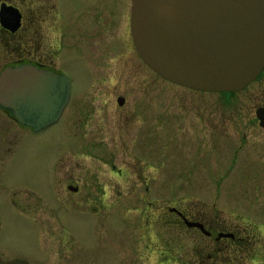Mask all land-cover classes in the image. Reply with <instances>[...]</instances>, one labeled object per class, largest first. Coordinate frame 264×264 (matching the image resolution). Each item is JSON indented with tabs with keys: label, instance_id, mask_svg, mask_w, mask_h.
Here are the masks:
<instances>
[{
	"label": "flooded vegetation",
	"instance_id": "af4514ba",
	"mask_svg": "<svg viewBox=\"0 0 264 264\" xmlns=\"http://www.w3.org/2000/svg\"><path fill=\"white\" fill-rule=\"evenodd\" d=\"M129 2L130 6H109L108 13L104 15H102L104 10L97 6L72 10H67L64 6H42V8L36 6L35 20L32 23L46 24L45 31L34 24L28 27L25 12L21 9L22 25L16 33L5 29L0 24V77L9 67L25 66L67 76L71 83V98L60 120L65 118L67 126L73 129V134L81 140L78 162H70L71 158L66 156L50 170L47 186L53 189L54 199L48 196L47 189H44V194L21 189L19 191L24 192L28 198L23 200L11 198V203L19 213L25 219L34 222L35 230L40 235L42 252L39 257H27L22 252L9 249L0 242V257L5 261L18 259L28 261L29 264H36L34 261L43 260L41 255L45 252L47 263L65 264V244L54 232L55 216L63 218L66 222L70 217L68 214L81 213L95 215L102 221L115 215L118 195H120V204H128L134 194L131 181V175L133 176L134 172L132 163L128 164L127 169L112 164L111 178L102 180L100 176L93 178L96 173H91L92 178L87 176V172L91 170L86 168V164L80 157L85 152L116 154L120 149L132 152L133 145L130 138L128 140L123 137L124 146L118 149V143L114 142V138H117L119 134L131 137L134 130L137 132L144 130L149 126H155L156 122L161 135L160 144H163L167 130L166 124L169 123V126L176 131L175 134L186 137L185 139L190 143L193 164L190 163L184 169L195 171L196 174L199 171H205L206 178L211 176L208 172L213 170L215 153L216 155L221 153L222 157L226 154L224 151L230 122L228 98L224 97V101L219 105L220 111H214L212 100L203 101V103L193 102L190 106L179 104L172 121L169 120L170 115L165 101L160 100L156 110L159 114L157 121L154 122V117L150 114V109L154 107L152 104H146L140 100L133 104V100L129 101L126 94L120 93L121 89L144 91L148 89L146 85L133 84L128 77L126 82L119 84L102 82L101 79L105 77L100 78L101 66L89 65L86 58V24L93 26L96 22L104 26V31L110 36L115 32L116 34L107 44H104L105 46L88 50L94 58L108 57L107 55L114 53V50H120L122 54L130 55L128 63H135L137 68H145L146 63L143 62L133 38L132 0ZM41 10L46 12V18L45 15L44 17L41 15L42 19H40L38 11ZM98 31L101 32L99 27ZM95 34L97 38H101L99 33H93V36ZM9 36L15 39L12 47L14 52L10 53L15 55V60L7 66L6 51L9 45L5 39ZM117 37L119 45L115 41ZM70 57L76 59L79 65L83 64L80 60L84 61V66L88 69V79L86 83H82V89L77 88L79 84L65 65ZM147 67L150 68L148 65ZM137 71L140 75L143 73ZM96 76L100 82L92 81ZM251 84L264 88V69ZM178 86L191 91L194 98L203 96L204 93L205 95L212 93ZM262 106L264 104L259 107ZM108 108L111 109L112 114H109ZM9 120H13L19 129V133L15 136H19L22 133L21 130L34 131L33 128L20 123L13 112L0 103V185L4 173V162L7 155L12 153L5 147L6 124ZM256 122L260 125L258 117ZM109 136L112 141L107 142L106 139ZM242 149L235 152L232 162L222 163V165L227 167L236 165ZM163 160L161 158L160 164ZM159 173L162 176L163 172ZM148 179L149 177L145 178V183H148ZM224 180H219L218 186ZM146 186L144 200L148 204L144 213L146 218L148 215L150 216L148 218H151V222H148L151 224V227H148L151 232L147 230V227L140 228L141 235L146 239L139 237L137 241L142 249H147L150 245L146 244L148 236L150 233L155 234L158 241L156 245L158 264H264V226L250 221L246 213L232 210L230 201L223 194L216 193L198 200H187L184 196L161 199V195H157L158 197L149 200V196L154 195V189L148 184ZM181 203L190 204L182 206ZM164 230L169 235L167 240L164 239ZM1 237L0 229V239ZM73 239L77 242V246L72 250V254L80 245L76 238L73 237Z\"/></svg>",
	"mask_w": 264,
	"mask_h": 264
},
{
	"label": "rangeland",
	"instance_id": "374dc122",
	"mask_svg": "<svg viewBox=\"0 0 264 264\" xmlns=\"http://www.w3.org/2000/svg\"><path fill=\"white\" fill-rule=\"evenodd\" d=\"M6 1L19 7L25 12L27 26H31L35 20V8L38 6H64L67 10L86 9L90 6H97L103 9L102 15L107 14L109 6H130L129 0H0ZM115 3H117L115 5ZM46 8V7H45ZM108 9V10H107ZM45 11H38L44 17ZM87 18V13H86ZM39 17V16H38ZM39 17V18H40ZM90 17V15L88 16ZM46 18V15H45ZM42 19V17L40 18ZM45 31L47 26L43 23L34 24ZM86 58L90 66L100 67L102 82L124 83L126 78H130L133 84H144L146 90L125 91L120 93L127 95L133 100V104L140 100L146 104H152L150 114L157 121L158 103L164 100L169 120L177 111L179 104L189 105L193 102L212 100L214 111H220L219 105L228 98L229 126L227 129L225 146L226 153H215L214 167L210 177H205V171H195L184 169L185 166L193 164L191 161L190 143L186 137L175 134L169 123L166 124L164 143L160 144V133L155 126H149L144 130H134L132 135L119 134L114 138V142L119 147L124 146L123 137L132 140L133 151H123L120 149L116 154L102 152L101 154L86 153L80 156L86 168L91 171L87 176L96 173L95 177L100 179L111 178L110 168L112 164L117 167L128 168L133 164V176L131 181L134 187L133 197L127 205L120 204V195L116 213L106 220H99L95 215H83L81 213L68 214L70 217L66 222L63 218L55 216L54 232L60 236L65 244V264H158V254L156 252L157 238L154 233L148 236L149 248L142 249L137 239L143 237L140 228L151 227V218H146L147 202L146 185L154 189V195L149 196V200L161 195L166 199L173 196H184L187 200H198L208 195L221 193L230 201L232 210L246 213L248 219L264 226V129L256 122V109L264 104V88L257 84L247 86L244 91L237 92H212L194 98L191 91L185 90L173 82L160 77L153 70L147 67L137 68L135 63H128L130 55L120 50H114L108 57L94 58L88 50H95L100 46H105L112 36L105 32V27L94 22L93 26L86 24ZM98 27L100 31H98ZM99 33L101 38L95 34ZM8 36V35H7ZM14 40L10 36L6 39L8 48L6 51V64L11 65L15 60L12 49ZM119 45L118 37L115 39ZM144 62V61H143ZM79 84L78 89H82V83L87 82L88 69L84 66V61L77 64L76 59L68 58L65 62ZM145 63V62H144ZM142 71L140 75L137 71ZM94 77V82H100ZM184 87V86H183ZM225 97V98H224ZM206 98V99H205ZM152 101V102H149ZM109 114H112L111 109ZM152 119V118H151ZM8 120V119H7ZM67 121L61 119L49 127L35 132L23 131L19 136L17 125L13 120L6 124V150L12 153L7 155L4 162V173L0 185V229L2 237L0 242L5 247L22 252L25 255L39 257L42 252L40 235L35 230L34 222L25 219L22 214L13 206L11 198L23 200L28 198L19 190L40 192L44 194V189L49 190L48 196L55 198L53 189L47 186L50 177V170L63 157H69L70 162L79 161V147L81 140L73 134V129L67 126ZM170 128V130H168ZM109 136L106 141H112ZM129 142V141H128ZM228 147V149H227ZM240 151V158L236 165H222V163L232 162L235 152ZM66 154V155H65ZM65 155V156H64ZM163 162L160 164L161 158ZM160 158V160H159ZM224 159V160H223ZM223 161V162H222ZM163 172L162 176L160 175ZM98 176V177H97ZM92 178V176H90ZM149 177L148 183L145 178ZM210 178V179H209ZM225 179L219 184V180ZM102 195H104L102 193ZM190 203L184 204L186 206ZM149 222V223H150ZM151 232V229H147ZM144 231V230H143ZM164 239L169 237L164 230ZM163 232V233H164ZM79 241V247L76 248ZM146 239L145 237H143ZM184 243V240H182ZM155 244V245H153ZM46 246V245H45ZM58 247V245H56ZM45 249V247H44ZM154 251V252H153ZM52 255V254H51ZM45 252L41 255L40 261L36 264H49L46 262ZM50 258V257H49Z\"/></svg>",
	"mask_w": 264,
	"mask_h": 264
},
{
	"label": "water",
	"instance_id": "95a60500",
	"mask_svg": "<svg viewBox=\"0 0 264 264\" xmlns=\"http://www.w3.org/2000/svg\"><path fill=\"white\" fill-rule=\"evenodd\" d=\"M22 19L19 7L0 4L5 29L16 33ZM131 29L144 62L187 88L239 92L264 69V0H132ZM70 98L67 76L25 66L0 77V103L36 132L58 122ZM256 114L264 128V106Z\"/></svg>",
	"mask_w": 264,
	"mask_h": 264
}]
</instances>
